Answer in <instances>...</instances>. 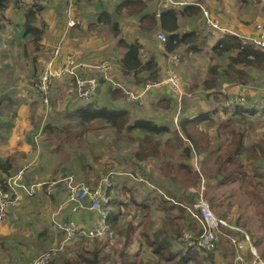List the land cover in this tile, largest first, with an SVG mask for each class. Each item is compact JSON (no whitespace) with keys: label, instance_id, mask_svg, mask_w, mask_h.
Returning a JSON list of instances; mask_svg holds the SVG:
<instances>
[{"label":"rangeland","instance_id":"obj_1","mask_svg":"<svg viewBox=\"0 0 264 264\" xmlns=\"http://www.w3.org/2000/svg\"><path fill=\"white\" fill-rule=\"evenodd\" d=\"M61 1L63 3L66 0ZM203 1L208 5V0ZM100 2L87 0V3H80L74 0L73 5H76V8L74 9L73 6L74 12L72 11L71 14V16H75L74 18L65 16L66 4L63 6L64 11L58 8L56 9L58 14L53 12V15L58 16L60 19L63 20L65 18L67 27L70 25L72 27L71 30L75 33L74 37L66 36V39L64 38L68 44L67 49L69 51L64 54H62L63 42H61L63 40L60 38L54 39L50 36L56 33L59 27L54 30L49 29L51 23L50 20H45V10L39 15L40 18H37L36 24H33L34 28L37 27L43 32L39 42L41 51L34 52V44L31 39L33 34L29 33L30 37L19 39V35L14 32L16 25L11 23L17 24L22 21L20 17L21 11H15L6 6L4 13L7 19L3 18V20L11 21L6 24L7 30H1V33H5V35H3L1 42L4 46L0 48V159L7 158L6 162L13 166L12 170L9 171L12 176L24 168V180L29 173L39 170L36 174L40 178L39 181L45 182L47 180L50 182L60 176L63 178L67 176L66 174H69L73 175L77 181L87 183L91 187H100L101 191L107 194L108 201L113 202L107 208L113 212L114 216H117L118 220L115 227L119 230L122 222L128 219L129 215V220L134 224L145 222V218L142 216L144 212L139 209L140 207L131 203L132 197L135 198L138 204L142 203L146 198H157L156 196L150 197L152 193L149 185L145 184V177H142V172L149 182L155 185L154 182L156 181L158 186H163L165 183L166 188L171 191L183 188V184L187 183L185 178L187 172L178 170L173 180L162 178L157 169L160 159L153 161L147 159L145 162L139 163L134 157V154L139 150L137 142H140L131 139V136L140 139L145 138L146 136L140 131H136L132 135L123 134L118 137L112 129L108 128L106 130L103 127H99L103 125L100 119L81 122V119L73 116L75 110L78 111L89 103L93 104L95 98L97 99V93L91 98L92 100H83L76 95L71 81L66 78L52 82L46 102L36 89L37 82L34 78V67L38 68V79L40 75L42 76L46 63L51 59L52 51L55 49H60L59 59L55 60L57 68L62 66L66 56L73 54L78 57V61L81 64L85 65L84 77H91L90 75L95 72L93 67L99 65L102 60L107 59L115 65L116 57L113 58L109 55L111 52L110 47L112 46L115 49V46L107 39L106 34L98 38L95 33L97 25L94 19L96 15L94 10L99 7ZM229 6L231 11L228 14L233 22H237L236 26L246 29L247 32H243L244 34H256L257 26H262L260 24L264 22V0H230ZM17 8L25 11L24 5H19ZM205 10H207L206 16L205 14H200V16L194 18L195 20H200L201 18V23L198 21L190 25L197 26V31L201 29L205 38L202 35L200 41L199 37H197L198 50H193L189 54L186 63L181 66V72H176L179 78L178 92L182 94L181 98L176 100V96L179 93L175 90L170 89L171 93L168 95L169 91L166 92L167 87H156L157 90L162 89L166 92H161V98L168 99L173 95L175 99L174 102L173 98H171L172 102L169 103L168 107L164 108L166 111L157 110L155 107L150 109V113L157 110L154 117L160 122L169 118V123L173 124L172 111L184 112L183 114L190 111L201 112L208 107L209 102L210 104L213 103L206 96V90L202 88L203 79L208 77L207 70L210 61L208 56V25L212 21L211 19L215 18V16L211 17L210 13L208 14L207 8ZM203 12L205 13V11ZM236 16L238 17L236 18ZM75 19H79L77 23ZM198 23L203 26H198ZM63 32L64 30H62ZM97 45H101L103 49L96 51ZM45 47L51 50L50 54L43 52ZM182 50L184 48L177 50L180 56L177 67L186 56L181 53ZM112 51L114 52L115 50ZM146 53L145 51L142 52V58L146 57ZM157 53L159 52L157 51ZM159 55L161 54L159 53ZM246 71L249 72V77H246L248 85L241 83H238V85L241 86L240 90L244 94L245 103H256L264 92V71H257L259 73L251 70ZM158 78L157 81L163 78V75L161 76V73H159ZM220 87L217 88V91ZM229 87H232V85L229 84ZM219 93L222 94L221 90H219ZM221 98L224 101V95H221ZM144 103L145 99L140 103H131L132 106H128V109L133 111L131 121L135 120V118H141V115L145 114V111L141 110ZM107 107L112 106L107 105ZM255 111L257 113L254 115H245L240 120L238 116L229 118L232 120V125L236 124L243 130L244 144L246 146L250 142L258 143L264 141V115L260 110L255 109ZM45 115L46 117H44ZM213 117H215L213 118L214 127H219L222 121L227 119V115L224 116V113L222 114L220 111L216 112ZM42 126L44 128L46 126L51 127L52 131L58 136L50 137V141L53 140L55 142L50 144V146H54L56 143L61 146L56 153L49 151V143L47 141L49 137L46 134L44 135L47 131L41 134L38 133ZM90 127H92L91 130H89ZM172 127L169 126V135H163L164 137H170V144L167 149L170 155L173 156L172 159L166 160L175 164L181 161L187 164L190 170H201V165L206 160H212L211 157L213 155L206 154L198 157V160L191 159L187 161L181 156L179 157L177 149L178 137ZM81 128H85L83 130L84 138L75 137V133L79 132ZM222 130L224 131V129L217 131L218 136H213L216 137L214 149L220 144L224 145L228 141H232V138L227 134L219 136ZM38 135L39 137H37ZM182 143L186 144L185 142ZM199 158L204 160L200 162ZM256 166H259L257 168L258 174L262 173L263 175L254 178V180L260 181V184L255 189L250 185L242 187L238 182L225 183L219 188H214L216 181H212L213 187H210L208 180L204 178V180L199 181L197 186L190 185L185 187L187 188L185 193L195 200L194 204L198 203L197 197L202 195L209 203L210 210L215 216L222 218L231 227H234L232 225L235 223L245 226L253 237H250V240L253 241L255 238L258 248L264 249V157L259 159ZM247 167L244 166L245 169ZM54 168H57L61 173H58V171L54 173ZM247 170V174L249 173L251 177L253 171L249 167ZM7 176L5 175V177ZM0 178L3 177L0 176ZM31 181H34V179ZM108 188L110 192H108ZM210 192H212L211 196L214 198L213 205L208 201V193ZM252 192L255 194L254 198H251L248 194ZM35 193L32 195L33 197L25 194L32 198L23 197L15 204L6 205L3 210L0 224V264H29L34 258L51 249H55V264H64L63 254L68 252V248L70 250L75 249L76 238L71 239L74 241L69 240L63 231L55 229L54 226V221L61 224L68 222L67 220L76 223L79 218L72 215L75 213H72L66 205H63L65 201L63 191L58 189L53 195H46L44 191L38 188ZM119 202L128 206L129 212L125 208L121 210V207L117 205ZM150 207L152 211L150 219L151 222H155L163 213L155 204ZM90 212H87V217L90 218L88 222L83 221L81 217L79 218L87 227L82 228L77 224L78 222L76 223L83 230L92 229L94 228L93 225L97 224V215ZM155 225H157V222ZM148 230L152 231L151 229ZM230 230L231 233L226 230L224 233L219 232L217 244L211 250L212 252L206 251L201 254L199 258L203 260V264H233L232 260L236 250L234 251L233 248L231 249L224 243V239L228 236L232 239L236 237L235 234L232 235L233 231L236 230ZM123 242L124 239L118 236L114 241L115 248L120 249ZM241 251L236 253V257L240 256L243 259V264H253V259L245 253H241ZM208 252L211 253V261L210 256L208 257ZM108 253V248L106 250L103 249L101 264L112 263V261L103 259L104 255ZM129 253L131 252L129 251ZM142 254L146 257V252L143 251ZM110 255H112L114 260L117 259L113 252H110ZM260 261L264 264L262 260Z\"/></svg>","mask_w":264,"mask_h":264},{"label":"trees","instance_id":"obj_2","mask_svg":"<svg viewBox=\"0 0 264 264\" xmlns=\"http://www.w3.org/2000/svg\"><path fill=\"white\" fill-rule=\"evenodd\" d=\"M13 1L14 3L24 4L22 0ZM173 1V5L163 4L160 6V24L165 36L163 46L165 48V53L168 52L167 54H172V52L177 50L183 44H193L197 41V36L193 32L184 34H180L178 32V19L180 17H196L200 13L204 14L202 9L198 7L193 1ZM7 2H9V0H0V24L3 23L1 16L3 10L6 8ZM157 2L158 0H121L115 8V14L119 17H135L137 20L138 29L144 33L151 34L154 33L156 29H158V20L155 15ZM183 2H186V4L175 5V3ZM99 6H101V4ZM32 7L38 12V6ZM29 9V6L25 9L26 18L33 16V12L30 13ZM97 19L99 21L110 23L108 14L104 11L98 14ZM111 24L118 33L117 23L113 22ZM262 24H264V22ZM1 28L2 26H0V30ZM17 28L22 30V35H25L28 32L32 33L33 35L35 34V28L32 26V23L29 20H26L24 25H18ZM33 35L31 39L37 42L38 35ZM243 36L247 35L242 34L238 36L235 34H225L219 39L218 44L214 47V51L218 57H225L227 59V65L221 75L218 73V69L220 68L219 66L209 67L207 70L208 77L202 81V88L204 90H215L218 87L219 81L221 79L234 83H246V76L243 75V71L237 68L238 66L254 68L261 72L264 71V51L244 42L241 38ZM120 44L123 46V48H125V52L117 61V70H119L123 76H132L137 84L141 85L140 89L135 92H139L141 88L147 83V81L156 82L159 79L158 64L155 58L149 57L145 62L140 60V46L138 42L126 44L120 40ZM192 44L189 45L192 48L191 50H198L192 46ZM165 67L166 64L164 65V70ZM37 70L38 68L34 67V78L38 83L41 79V75L37 79ZM80 75L82 77L85 76L82 71L80 72ZM137 76L139 77L136 78ZM70 81L71 85L75 86V82L73 80ZM160 87H167L168 89L166 92L169 91L168 95L171 93V88L169 86L164 85ZM110 94L114 99L124 98V95L120 90L111 91ZM221 95L222 94H219L218 92L215 94L213 92L209 93V97L213 102L212 104L214 109L211 111H201L195 117L184 118L179 122L180 134L186 142V145H183L181 157L185 160H191L194 156L199 157L205 154H212V160H206L201 165V170L197 171L190 170V167L183 163H179L177 166L171 162L159 160L160 170L166 178L172 179L169 176L171 170H182L187 172L185 175L187 183L183 184V188L181 190L178 189L171 191L166 188L165 183L163 186H158L156 181L154 182L155 185L148 180L145 181V184L149 185L150 191L152 193L150 197L156 196L157 198H146L142 203L138 204L135 198L131 196L133 198H131V203L140 207L139 209L144 212L142 216L145 218V222L134 224L129 220V215L128 219L122 222L121 228L118 230L115 227L118 220L117 216H114L113 212L109 211V219L107 221L108 233L106 237L98 239L88 238L87 236L82 235L79 238H76L75 240L77 243L75 249L70 250L68 248V252L63 254L64 264H101L102 251L103 249L106 250L107 248L109 253L105 254L103 259L112 261L111 264H203V260H201L199 257L202 253H205L206 250L196 246L198 237L203 234V229L201 228L200 223L191 214H197L198 212L194 209L195 200L185 193L187 191V188L185 187H189L190 185L197 186L199 181L204 180L205 178L208 180L210 187H213L212 181H216L214 188H219L225 183L238 182L242 187H245V185H250L255 189V187L260 184V181L254 180V178L257 176L261 177L263 175L262 173L258 174L259 172L257 171V168L259 166H256V164L259 159H261V157H264V141H260L258 143L250 142L246 146L244 144L245 141L243 130H241V128L236 124L232 125V120L229 119L230 117L238 116L240 120V118H243L245 115L252 116L257 112L254 108L248 106H236L232 108L226 107L223 104ZM171 98H173V95H171ZM171 98H161L158 102H156V106L163 109L168 107L169 103L172 102ZM79 111V117L82 122H90L94 119H100L103 122V127L107 130L108 128L112 129L118 137L122 136L123 134L132 135L136 131H140L144 136H146L143 139L131 136V139H135L136 142H140H137L139 150L134 154L135 159L139 163L145 162L147 159L152 161L155 159H161L163 152L166 150L165 147L167 145H164L160 135L163 132L168 131V128L152 119L135 118V120L131 121V114L127 109H110L108 107L94 108L93 104L91 103L87 104ZM218 111H221L230 117H227V119L222 121V123L219 125V127L222 126L224 128L217 127L216 130L218 131L219 129H224V131L222 130L221 133L230 136L232 141H228L224 145L220 144L216 149L210 151L212 135L209 133V131L214 127V121L211 119V117ZM261 112L264 115V110ZM142 143L144 144L143 146ZM7 165L8 166H5L3 169H1V171H4L5 175H7V168L11 166L9 163ZM244 166H248L253 171V175L251 177L249 173L247 174L248 167L245 169ZM4 177L0 178V187L2 190L6 191L8 179L12 177V175H9V177L7 176L5 178ZM142 177L147 179L145 174H142ZM19 182L26 186H29L32 183L24 180L23 176L22 180ZM47 183L44 182L43 186L39 189L44 191ZM109 188L108 192H110ZM59 190L62 191V189ZM20 193L23 195H21V198L28 197L25 195L26 193L24 191L20 190ZM211 193L212 192L208 193V201L213 205L214 198L211 196ZM248 194L251 198L255 197L253 192ZM197 198L199 199V197ZM112 203L113 202L108 201V207L111 206L110 204ZM154 204L157 205V208L162 211L163 215H161L155 222H151L150 215L152 211L150 206ZM117 205L118 207H121V210L122 207L129 209V207L123 205L122 202H119ZM81 213L84 212H78L72 215H75L76 217ZM77 222L76 223L82 228L87 227L80 221L79 218L77 219ZM156 222L157 225H155ZM198 225L200 226L197 227ZM233 225L240 229V232H233L232 235L235 234L236 239H242L246 245L249 246V243L244 240L243 235H247L249 239L250 237L253 238L251 232L245 226H241L239 223H235ZM93 226L95 227V225ZM148 229H151L152 231H149ZM227 232L231 233L229 230H227ZM186 233L190 234L191 237L184 239L183 236ZM118 236L124 239L120 249H117V247L115 248L114 244V241ZM136 240H138V242L141 241L140 246H143L142 248L146 252V257L145 255H143V257L140 255L141 248L137 247ZM252 242L259 252H256L259 259L264 262V249L258 248L257 240H255V238ZM224 243L231 249H234V246L231 244L228 238L224 239ZM129 246H131L130 248L136 246V249L132 253H129L127 250V247ZM248 246L246 247V252L252 257L253 255L250 251V248L248 249ZM110 252H113L117 256L116 260L112 258ZM210 252L212 251L210 250ZM55 255L56 254L52 255L48 264H55ZM209 256L211 261L212 256L211 253L208 252V257ZM252 259L255 261L254 256ZM255 264L258 263L255 262Z\"/></svg>","mask_w":264,"mask_h":264},{"label":"crops","instance_id":"obj_3","mask_svg":"<svg viewBox=\"0 0 264 264\" xmlns=\"http://www.w3.org/2000/svg\"><path fill=\"white\" fill-rule=\"evenodd\" d=\"M22 1H23L24 4H22V3H19V4L18 3H14L13 0H9V2L7 3L8 5H6L8 8H12L15 11H21L20 17H21L22 21L19 22V23H17V24H14L13 22H11L12 25H16V27L14 28L15 29L14 32H15V34L17 33V35H19V39L28 38V37H30V34L28 32L27 34L22 35V30H20L19 28H17V26L18 25H24V23H25L26 20L31 21L32 26H33V24H36L35 22L37 21V18H40L39 15L41 14V12L43 10H45V13H44V14H46L45 20H50V23H51L50 26H49V29L54 30V29H56V28L59 27V29L56 31V33H54V34H52L50 36H52V38H54V39L55 38H60V39L63 40V41H61V42H63L62 54L66 53V52H69L68 49H67L68 44L66 43V40H64V38L66 39V36L74 37L75 36L74 35L75 33H74V31L71 30L72 27H70V25H68V27H67L66 21H65L66 19L65 18H63V20H62L58 16L53 15V12H56L58 14V10H56V9H58V8H60V10L63 9V6L65 4H66L65 7H67V4H68V2L70 0H66L63 3H62L61 0H22ZM76 1H78L80 3H87V0L86 1L76 0ZM120 1L121 0H101V3H100L101 6L97 7V9L94 10L95 11L94 13H96V15L94 16V19H95V23L97 25L96 30H95L96 36L99 38V36H102L103 34H106L107 39L109 41H111V43L115 46V49H113L112 46L110 47L111 52L109 53V55L112 56L113 58L116 57V63H115V65L112 63L113 69L106 76H103V75L99 74V71L95 69L98 65H96V66L93 67L94 70H95V72H94L93 75L94 76L96 75L97 78L99 77V79H98L99 87L97 88V91H96V93H97V99L95 98V100L93 101V106H94V108H101V107H107V105L108 106L110 105V106H112V107H108L110 109L111 108H123V109H127L130 112V114L132 115V112L133 111H131L130 109H128V106H132V104H134L135 102L128 101L126 99L125 94H124V92L122 90L117 89V88L116 89H113L112 86H111V82L118 83V84L122 85L125 89L130 90V91H133V92L137 91L141 87V85H138L137 82L134 80V78L132 76H123L119 72V70H117V66H118L117 61L120 59V57L122 56V54L125 52V48H123V46L120 44V40L123 41L126 44H132L134 42H138L139 43V46H140V49H139L140 60L143 61V62H145L146 59H148L149 57H154L155 60H156V62H157V64H158V74L161 73V76L163 75V72H164V65L167 64V60L165 61V57H166V54L168 52H166L165 54H162V53H164L162 51V49L165 51V48H164V46H163V48H161L160 47V44H157L159 42H157L156 39H155V35L157 34V32H163V29L161 28V24H160V17L159 18L156 17L157 20H158V23H157L158 24V29H156V31L154 33H151V34L144 33V32H142V31H140L138 29L137 20L135 19V17H133V18L132 17H128V16L119 17V16H117L115 14V8L120 3ZM190 1L195 2V4L202 9V11H205V13H204L205 16L207 15L206 14L207 10H205V8H207L208 9V14L210 13V16L211 17L215 16V18H213L211 20L217 22V24L219 25V27L221 29H225V30H227L229 32V33H225V34H235V35H238L239 36V35L244 34L243 32H247L246 29H243L241 27L236 26L237 25V22H233L231 20L229 14H228V12L231 11L230 6H229V1L230 0H208V5L203 0H190ZM73 2H74V0H73ZM73 2H71V5H72V7H71V14H72V11L74 12V9L76 8V5H73ZM21 4L24 5V8L25 9H26V7L29 6L30 13L33 12L32 13L33 16H31L30 18H26L25 11H22L21 9L17 8V6H19ZM156 5L157 6H156L155 15H156V12H157L158 9L161 12V9H160V6L161 5H160V1L159 0H158V2H157ZM164 5H166V4H164ZM32 6H35V7L38 6V12ZM73 6H74V9H73ZM4 11H5V9L2 12V16H1L2 20H3V18L4 19H7L6 16H5ZM63 11H64V9H63ZM103 11L108 14L109 22L110 23H107L105 21H99L98 20L99 18L97 19L98 14L101 13V12H103ZM200 14L202 15L203 13H200ZM200 14L198 16H200ZM43 17H44V15H43ZM71 17L74 18L75 16H71ZM237 17L238 16H236V18ZM194 18H195L194 16L191 17V18L190 17H187V18L186 17L185 18L180 17L178 19V27H179V31L178 32L180 34L193 32V33L196 34L197 37H199V40L201 41V36L204 35V33H202V30L200 29L199 31H197V28H198L197 26H190V25H191V23H196L198 21H200V23H201L202 20H201V18H200V20L199 19L195 20ZM79 19H75L76 20V23L78 22ZM8 21L10 22L11 20H3V23L0 24V26H2V28H1L2 31L7 30L6 29V26H7L6 24L8 23ZM113 22L114 23L115 22L117 23L118 33L116 32V29H114V27H112L113 25L111 23H113ZM200 23H198L197 25L198 26H201ZM38 29H37V27H35V34H34L35 36L38 35V41L35 42L34 40H32L33 41L32 43L34 44V50H33L34 52L35 51H38V52L41 51V49L39 47V42H40V38L43 35V32L40 29H39L40 30L39 31ZM1 30H0V48H2L4 46L3 44H1V42H2L3 35H5V33H1ZM62 30H64L63 33H62ZM225 34H223L221 31L213 30L208 25V56L210 58V61H209V64H208V69H209L210 66H219L220 67L218 69L219 75L222 74L224 68L226 67V65H227V59L225 57H218V55L215 54L214 47L218 44L219 39L223 35H225ZM244 35H250V34H244ZM63 36H65V37H63ZM203 38H205V35H204ZM64 42H65V44H64ZM196 43H198V42L196 41L193 44L192 43L191 44H192V46H194L195 48H197V44ZM191 44L190 43L189 44H183V45H181L177 49V50H179L180 48H184V50H182L181 53L186 55L184 57V59L182 60L184 62L180 61L178 67H177V65H178V61H179L180 56L178 55L177 50H175L174 52H172V54L178 55V61L173 65L174 68H175V70H176V72H178V71L181 72V70H182V67L181 66H183L184 63H186V61L189 58V54L192 53L193 50H191L192 48L189 46ZM100 49H103V47L101 45H97L96 51H99ZM112 50H115V51L113 52ZM50 51L51 50L49 48H46V47H45V49H43V52L46 53V54H50ZM143 51L147 52L145 54L146 57H144V58H142V52ZM157 51L163 57L161 55H159V53H157ZM105 60H107V59H105ZM102 61H104V60H102ZM107 61H109V60H107ZM37 62H38V60H37ZM237 68L240 69L241 71H243V75H245L246 77H249V75H248L249 72L246 71V70H251V71H254V72H257L258 71V70L254 69V68H247V69H245V67H243V66H238ZM85 69L83 68V70H82V73L83 74H84V70ZM257 73H259V72H257ZM93 75H90V76H93ZM138 77L139 76H137L136 78H138ZM231 83H234V82H230V81H226L224 79H221L219 81V84H218V87L221 86L219 90L222 89L223 84H231ZM243 84L244 85L245 84L248 85V83H243ZM158 88H160V87H158ZM217 88L215 90L205 91L206 92V96L208 95V99L211 100V98L209 97V93H211V92H213L214 94L217 93V92L219 93V90L217 91ZM115 90H120L123 93L124 100L122 98L114 99L112 97V95L110 94V92L111 91H115ZM161 92L164 93V91L162 89L157 90V88H156V89H152L151 91H149L147 93V95L144 98L145 99L144 106L141 109V110H144L145 111V114L144 115H141L142 116L141 118L152 119L155 122H158L161 125H165L168 128V131H165V132H163L160 135L161 139L164 142V145H167V146H169V144H170V139H169L170 137L169 136L164 137L163 135L164 134L165 135H167V134L169 135V132H170L169 126L170 127L173 126L174 129L172 127V130H175L176 131L177 137H178L177 138V141H178V147L179 148L177 147V149H178V156L180 157L181 156V153H182V150H183V145H186V144L182 143V142H185V140L182 138V136L180 134V131H179V122L182 119H184V118H193L199 112L190 111V112H187V113L183 114L184 112H180V111L175 112V111H172V113H173V119H172L173 124H170L169 123V121H168L169 118L166 119L165 121H163L166 124L163 123V122H160L158 119H155L154 114L157 112V110L166 111V110L161 109L160 107L156 106V102H158L161 99V97H162ZM177 99H178V96H176V100ZM173 100L175 102V99L174 98H173ZM125 101H126V103H125ZM152 107H155L157 110H154L152 113H150V109ZM212 109H214V106H213V104H210V102H209L208 107H206L204 111H211ZM79 110L78 111L75 110L73 112V116L77 117L78 119H80V117H79V112L80 111ZM221 113L223 114V112H221ZM214 115H216V113H214L212 115V117H211L212 120H213V118H215V117H213ZM225 115H227V114H224V116ZM136 116H138V115H136ZM44 117H46V115ZM227 117H230V116L227 115ZM214 126H215V124H214ZM99 127L102 128L103 125H100ZM95 128H97V127H95ZM216 128L217 127H213L212 130L210 129V131H209V133L211 135L213 133V135L211 136V148H210V151H213L214 148H215L214 147V144L216 142V137H213V136H218V133H217ZM220 128H224V127L221 126ZM91 129H92V127L89 128V130H91ZM83 130H85V128H81L79 132L75 133V137H78V138L83 137L84 138ZM45 131H47V132L44 133V135L46 134V136L49 137L48 140H47L48 143H49L48 144L49 151L56 153L61 148V146L58 143H56V145H54V146H50V144L55 143L53 140L50 141V137H58V136L52 131V128L49 127V126H46L45 128H44V126H42L41 129H40V131L38 133L41 134V133H43ZM220 135H224V134H222L220 132L219 133V136ZM37 137H39V135ZM36 140H37V138H36ZM167 146L165 147L166 150H165V152H163V155H162V157L160 159L161 161H165L166 162V161H168L166 159H172L173 158V156L170 155V153H169V151L167 149ZM199 157H202V156H199ZM6 159H0V174H1L2 177L5 176V173H4V171H1V169H3L5 166H8L7 165L8 162H6ZM192 159L193 160L194 159L195 160H198V157L194 156ZM199 159H200V162H202V160H204L202 158H199ZM168 162H170V161H168ZM179 163H182V162L179 161L178 164ZM172 164L178 166V164H175V163H172ZM183 164H185V163H183ZM185 165H187V164H185ZM12 168H13L12 165L9 166V168H7L8 169L7 170L8 177H9V175L10 176L12 175V173H9V171L12 170ZM157 169H158V172L161 175V177L162 178H166V177H164L162 171L160 170V165L157 167ZM57 171H58V173H61V172H59V170L57 168H54L53 172L54 173H57ZM38 172H39V170H36V172H34V173H29V175L26 176V179L25 180L27 182H35V183H42V182H44V181H39L40 178H38L37 175H36ZM176 173H177L176 170L175 171L174 170H171L170 171L169 176L172 178L171 180H173L175 178ZM142 174H144V173H142ZM66 175H69V174H66ZM54 176H57V175H54ZM60 178H62V177L60 176V177H58L56 179L58 180ZM30 179L31 180L34 179V181H31ZM147 180L148 179H145V181H147ZM45 182H49V181L46 180ZM122 210H123V207H122ZM128 211H129V209L127 210V212ZM80 212H84V213H81V215L76 216V217H79V218L81 217V219L83 221H85V222L87 221L88 222V219H90V218L87 217V212H90V211H80ZM83 214H85V215H83ZM237 240L238 241H243L242 239H237ZM136 242H137L136 243L137 244V247H140L141 248L140 255H142V257H143L142 252L144 250L142 248L143 246H140V244H141L140 242L141 241L138 242V240H136ZM248 243H249V246L252 245L254 248H256L252 244L253 243L252 240L249 239V242ZM243 245H244V247H243L242 251L241 250H237L235 248V246L233 245L234 246V249L236 250L235 256H234V258L232 260V263L233 264H243L244 263L243 262V259L240 256H238L239 258L236 257V253L239 252V251H241V253H245L246 255H248L247 252H246V247L248 245H246L245 242L243 243ZM249 246H248V249L250 248ZM130 247L131 246L127 247V250H129L132 253L136 249V246H134L132 248H130ZM255 251L257 252V249H255ZM248 257H251V256L248 255ZM252 258H253V256L251 257V259Z\"/></svg>","mask_w":264,"mask_h":264},{"label":"built area","instance_id":"obj_4","mask_svg":"<svg viewBox=\"0 0 264 264\" xmlns=\"http://www.w3.org/2000/svg\"><path fill=\"white\" fill-rule=\"evenodd\" d=\"M93 2H99L100 0H89ZM160 5L169 4L173 5V0H159ZM71 2L70 0L65 9L66 17L69 18L71 15ZM179 5H185L186 2L183 3H175ZM160 10L158 9L156 12V17H160ZM262 26H257V33L254 35H247L241 37L242 40L246 43L251 44L257 49L264 51V24H260ZM209 26L213 30L221 31L223 34L229 33L225 29H221L217 22L211 21ZM155 39L160 47L163 48V44L165 41V36L163 32H157L155 35ZM160 48V49H161ZM165 53V51L162 49ZM60 49H55L52 51V57L48 63H46L45 70L41 76L40 81L37 83L36 88L41 93L45 102L48 98V92L52 82L60 79H70L75 82V86H73V90L76 95L81 99L89 101L97 91L99 87L98 78L95 76L91 77H82L80 72L83 70L84 65L78 61V57H75L73 54L66 56L62 62V66L57 68L55 66V60L59 59ZM178 61V56L175 54H167V64L163 73V78L159 81L152 82L147 81L144 87L141 88L139 92H133L125 89L122 85L118 83L111 82V86L113 89H120L124 92L125 97L128 101L140 103L144 100L146 93L156 87L160 86H169L172 90L179 91V78L174 69V64ZM99 71V74L106 76L112 69V63L110 61L104 60L102 61L96 68ZM232 87H229V84H223L221 89L222 95H224L223 103L226 107L232 108L236 106H248L260 111L264 110V92L260 98V100L256 103L246 104L244 99V94L241 92V86L238 83H231ZM179 93V92H178ZM178 100L181 98L182 94L179 93ZM25 169L22 168L15 175L8 179L7 190L4 191L0 187V224L2 222L3 210L6 205L15 204L21 198V191H24L28 196L34 195L35 191L43 186V183H31L29 186L24 185L19 182L22 180V176ZM203 188V185H202ZM58 189H62L65 195L64 205L72 212H80V211H91L97 215V224L94 228L83 230L81 227L77 226L73 221H68L64 224L58 223L54 221L55 229L63 231L69 240L80 237L82 235L87 236L88 238H104L108 233V197L104 191H101L100 187H91L87 183L77 181L73 175H67L66 177L60 178L58 180L50 181L47 183L44 192L46 195H53L58 191ZM194 209L198 212L197 214L191 213L192 216L200 223L201 228L203 229V234L198 237V241L196 242V246L204 249L206 251L213 250L215 244L218 240V233H224L225 230L235 229L233 232H240V229L237 227H231L224 221L222 218H218L215 216L211 210L209 203L203 198L199 197L198 203L195 204ZM244 240L249 242V237L247 235H243ZM191 235L186 233L183 238H190ZM230 242L235 246L237 250H242L244 245V241H238L236 238L232 239L231 237H227ZM250 251L252 255L255 257V262L259 264H263L256 251L255 248L250 245ZM55 253V249H51L39 255L37 258H34L30 264H48L50 261L51 255ZM239 258V257H238ZM237 258V259H238Z\"/></svg>","mask_w":264,"mask_h":264}]
</instances>
